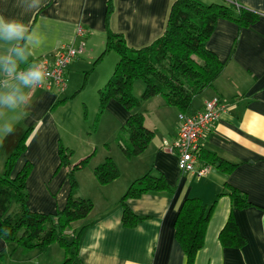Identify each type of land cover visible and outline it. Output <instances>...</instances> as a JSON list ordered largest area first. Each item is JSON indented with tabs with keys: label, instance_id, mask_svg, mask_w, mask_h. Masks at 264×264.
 I'll return each mask as SVG.
<instances>
[{
	"label": "crops",
	"instance_id": "crops-1",
	"mask_svg": "<svg viewBox=\"0 0 264 264\" xmlns=\"http://www.w3.org/2000/svg\"><path fill=\"white\" fill-rule=\"evenodd\" d=\"M173 1L41 0L37 11L29 8L31 0H0V16L21 21L28 28L23 39H0V94L27 97L16 108L0 104V174L18 140L32 128L27 149L15 163L11 177L29 161L32 169L25 184L27 207L55 213L65 205L70 190L67 168L59 166V146H83L79 159L70 162L76 164L90 156L88 164L74 172L77 195L93 203L86 218L89 225L79 238V264H186L175 239L174 220L187 198H198L211 207L204 243L193 264H264V0H236L256 14V21L250 25L217 20L206 48L224 67L210 86L193 97L189 110H203L205 101L213 97L225 103L226 109L203 136L201 149L234 164L230 173L216 165L200 178L179 172L177 154L171 150L177 138L179 111L165 105L160 96L145 101L136 110L143 114L145 127L154 132L141 154L127 158L117 144L107 143L115 140L129 116L115 100H110L101 112L103 143L96 144L86 135L92 116L90 106L95 114L99 108L98 90L104 87L117 62L114 52L102 55L107 29L122 33L132 47L147 45L163 32ZM79 27L81 34L77 32ZM80 45L82 52L67 66L62 92L25 88L7 71L9 61L22 68L36 60H52L63 47ZM143 88H137L135 97H140ZM107 157L117 165L120 175L101 185L93 170ZM202 163L199 160L197 165ZM149 171L162 175L171 190L127 199V207L142 218L127 227L122 223L123 206L119 201L132 182ZM226 185L245 194L250 206L233 209L229 196L220 195ZM230 213L246 240L241 248H225L219 242V232ZM0 255H4L5 264H61L64 258L57 244L44 253L23 252L1 238Z\"/></svg>",
	"mask_w": 264,
	"mask_h": 264
},
{
	"label": "trees",
	"instance_id": "trees-1",
	"mask_svg": "<svg viewBox=\"0 0 264 264\" xmlns=\"http://www.w3.org/2000/svg\"><path fill=\"white\" fill-rule=\"evenodd\" d=\"M109 9L110 3L108 12ZM256 18V14L236 0H227L225 4L174 0L163 32L147 45L132 47L122 33L107 29L102 55L114 52L117 62L104 87L98 90V114L110 100H115L129 112L116 136V143L125 157L141 154L154 137V132L144 125L143 114L136 111L142 103L160 96L165 105L176 108L179 113H189L193 97L221 74L223 62L206 48L217 20L231 19L239 26H247L254 23ZM136 81H142L144 86L139 98L132 92ZM31 132L32 128H28L18 140L0 174V238L23 252L36 250L44 253L50 245L57 244L64 254L61 264H79V238L89 225L86 218L93 209V203L77 195L74 172L84 168L90 156L71 164L70 151L60 145L59 166L67 168L70 184L66 203L55 213L31 211L26 203L28 194L25 184L32 164L26 161L17 174L11 177L15 163L27 149ZM199 160L209 166L216 165L224 173H230L235 167L213 153H203L202 149L199 151ZM93 174L97 182L104 185L117 179L120 171L114 161L107 157L94 168ZM170 190V185L162 175L155 176L149 171L137 178L119 201L123 206V225L132 227L142 219L127 207V199ZM220 195L229 196L233 209L250 206L247 196L230 185H226ZM13 204L15 208L11 209ZM210 213L211 207L207 208L198 198H187L176 215L174 235L185 255L186 264L194 263L197 252L203 246ZM218 238L225 248H241L245 245L246 240L240 234L232 213ZM0 264H5L4 255H0Z\"/></svg>",
	"mask_w": 264,
	"mask_h": 264
},
{
	"label": "built area",
	"instance_id": "built-area-1",
	"mask_svg": "<svg viewBox=\"0 0 264 264\" xmlns=\"http://www.w3.org/2000/svg\"><path fill=\"white\" fill-rule=\"evenodd\" d=\"M79 27L77 32L82 33ZM82 45L77 48L66 46L59 50L52 60L40 59L29 65L9 72L10 76L17 79L25 70L43 63L46 70V78L43 84L36 88L46 91L62 92L66 87V70L70 61L82 52ZM226 109V105L218 97L208 99L201 111L192 113H179V127L177 138L173 142L171 150L177 154V168L180 173L193 174L197 178L203 177L209 170V165L199 162L201 140L209 127L218 120L220 114Z\"/></svg>",
	"mask_w": 264,
	"mask_h": 264
},
{
	"label": "clouds",
	"instance_id": "clouds-1",
	"mask_svg": "<svg viewBox=\"0 0 264 264\" xmlns=\"http://www.w3.org/2000/svg\"><path fill=\"white\" fill-rule=\"evenodd\" d=\"M41 6V0H31L29 4V8H34L37 11ZM27 31L28 28L23 22L15 19H5V17L0 16V39L7 41L23 39ZM20 56L22 59L25 58L22 50L20 51ZM8 63L7 71L14 72L18 69L19 65L14 61H9ZM46 75L45 66L43 63H40L38 66L25 70L17 79L25 88H34L44 83ZM17 92H20L19 88ZM26 99L25 94H0V104H7L12 108H16L18 105L25 103ZM9 131H13V128H10Z\"/></svg>",
	"mask_w": 264,
	"mask_h": 264
},
{
	"label": "rangeland",
	"instance_id": "rangeland-1",
	"mask_svg": "<svg viewBox=\"0 0 264 264\" xmlns=\"http://www.w3.org/2000/svg\"><path fill=\"white\" fill-rule=\"evenodd\" d=\"M143 86V82L142 81H136L133 85V95L135 96L136 94V90L137 88ZM144 87V86H143ZM87 91H85L84 94H86ZM93 108H91L90 106V114H92L91 116V119H90V124H89V128L87 129V137H88V140L90 141H95L96 144H102V140L101 139L104 135H105V130H104V120H103V117L101 118V115L102 113H99L98 114V111L93 114ZM92 110V112H91ZM120 129L119 128V131L118 133L120 132ZM108 144H117L116 143V138L115 140L111 141V142H107ZM64 147V146H63ZM68 150L70 151V162L74 163L75 161H77L79 159V157L81 156L82 154V151H83V146H75L74 149L72 148H68ZM15 208V205L13 204L11 206V209H14Z\"/></svg>",
	"mask_w": 264,
	"mask_h": 264
}]
</instances>
